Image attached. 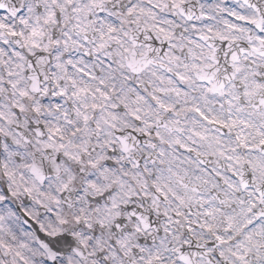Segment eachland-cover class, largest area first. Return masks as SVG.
<instances>
[{"label":"snow or ice","instance_id":"obj_1","mask_svg":"<svg viewBox=\"0 0 264 264\" xmlns=\"http://www.w3.org/2000/svg\"><path fill=\"white\" fill-rule=\"evenodd\" d=\"M0 264H264V0H0Z\"/></svg>","mask_w":264,"mask_h":264}]
</instances>
